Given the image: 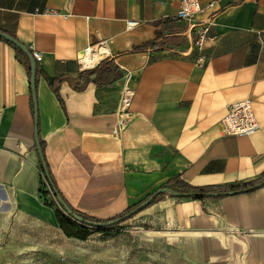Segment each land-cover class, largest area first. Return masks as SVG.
I'll return each instance as SVG.
<instances>
[{
    "label": "crops",
    "instance_id": "0c3cea01",
    "mask_svg": "<svg viewBox=\"0 0 264 264\" xmlns=\"http://www.w3.org/2000/svg\"><path fill=\"white\" fill-rule=\"evenodd\" d=\"M178 2L0 0V31L42 56L35 119L30 70L0 40V217L41 236L75 238L41 199L39 145L59 195L93 220L120 214L174 178L212 188L199 198L166 196L132 218L185 260L264 264V0L218 2L217 38L202 64L186 25L170 19ZM128 21L137 24L127 29ZM98 43L107 47L99 62H113L119 77H83L82 89L63 80L56 94L51 80L99 63L81 59ZM127 74L130 120L114 134ZM243 99L260 128L225 134L227 106Z\"/></svg>",
    "mask_w": 264,
    "mask_h": 264
},
{
    "label": "rangeland",
    "instance_id": "374dc122",
    "mask_svg": "<svg viewBox=\"0 0 264 264\" xmlns=\"http://www.w3.org/2000/svg\"><path fill=\"white\" fill-rule=\"evenodd\" d=\"M48 184L43 177L42 201L67 217ZM70 221L81 226L71 217ZM17 224L0 217V264H197L167 250L132 217L117 227H85L89 230L85 239H61L53 233L41 236Z\"/></svg>",
    "mask_w": 264,
    "mask_h": 264
},
{
    "label": "built area",
    "instance_id": "2783aa9c",
    "mask_svg": "<svg viewBox=\"0 0 264 264\" xmlns=\"http://www.w3.org/2000/svg\"><path fill=\"white\" fill-rule=\"evenodd\" d=\"M220 0H179L176 13L170 17L176 22H183L191 35V46L197 51L196 62L202 64L206 60L204 54L205 45L215 41L217 35L212 32L215 25L214 19L219 10L217 4ZM47 13V12H45ZM137 24L136 21H128L126 28L131 29ZM87 49V48H86ZM35 60H41V53L37 50H30ZM129 74L122 85L119 99L118 120L113 127V133L119 134L130 120L128 112L133 91L128 85ZM222 131L229 135H248L256 132L260 124L254 116L252 105L249 99L239 100L227 106L226 114L221 121Z\"/></svg>",
    "mask_w": 264,
    "mask_h": 264
},
{
    "label": "trees",
    "instance_id": "16d2710c",
    "mask_svg": "<svg viewBox=\"0 0 264 264\" xmlns=\"http://www.w3.org/2000/svg\"><path fill=\"white\" fill-rule=\"evenodd\" d=\"M0 40L6 42L7 44H9L10 46H12L14 48L15 53H16V57L19 59L22 58V61L25 64V67L27 68V70L29 72L30 63H29V59L27 58V56L22 51H20L17 47H15L13 44H11L10 42H8L2 38H0ZM142 48H144V45L137 47V48H134V49L139 50ZM38 73H39V69H38V67H36L35 76H37ZM119 75H120V72L118 71L117 66L113 62L109 61L108 59H103L93 69L81 72L76 78H70V77H61V78H57V79L55 78L49 82V85L52 87L53 91L56 94H58L57 86L63 80H68L71 84H73V82L75 81L74 83L76 85H73V87L75 89L76 88L82 89L85 86V83H83L82 85L79 86L78 82L83 77H87V78L88 77H94L91 80L97 84H110L114 79H117L119 77ZM85 82H87V81H85ZM55 83L57 84L56 87L54 86ZM162 188H166L167 190L163 191V192H157L158 190H155L152 193H150L149 195H147L144 199L140 200L138 203L127 207L120 214H118L114 217L108 218V219H98V220L94 219L93 220V218H90V217H88V216H86L80 212L73 210L67 203H66V205L71 209V211L74 214H76L77 216H79L83 220L92 221V222L95 221L97 223H107L109 221H114L117 218L122 217L123 215H125V214L131 212L132 210L136 209L139 205H141L149 197H151V199L149 200L148 204L143 206L137 212H139V211L145 209L146 207L164 199L166 196L174 197L170 193L169 190H172V191H175V192L181 193V194H186V195L188 194V196L183 195L184 197H195V198L201 197L199 195V194H201V192L205 193V192H211L212 191V188H210V187L195 188V187H193V186L187 184L186 182H183L177 178L169 180L165 185H163L161 187V189ZM176 198H182V197L178 196ZM62 199H63V197H62ZM137 212L132 214L129 218H131ZM56 216H57V221H58L59 227L61 228V230L64 232L65 235H67L69 237L79 238V239H85L89 235V230L87 228H85L83 226L79 227V226L75 225L74 223H72L70 221V217L68 215H67V217H64L62 214H60L56 210ZM125 220H127V219H125ZM119 223H121V222L112 223L111 225H108V227H117L119 225Z\"/></svg>",
    "mask_w": 264,
    "mask_h": 264
},
{
    "label": "water",
    "instance_id": "95a60500",
    "mask_svg": "<svg viewBox=\"0 0 264 264\" xmlns=\"http://www.w3.org/2000/svg\"><path fill=\"white\" fill-rule=\"evenodd\" d=\"M0 38L10 42L11 44H13L20 51H22L27 56V58L29 59V63H30V83H31V90H32V94H33V110H34V116H35V119H36L37 118V102H36L35 87H34L36 62L33 59L32 55H31L30 51L27 49V47L25 45L21 44L17 39L12 37L8 33L2 32V31H0ZM37 150H38L40 158H41V164H42V169H43L45 178H46L47 182L49 183V186L51 187V192L53 193V195H54L55 199L57 200L58 204L64 209V212L69 217L73 218L74 220H76L78 222H83L85 224H88V225H91V226H94V227H97V228L108 226V225H111L112 223L122 222L125 219H128L132 214H134L135 212L140 210L143 206L147 205L149 200L151 199V197H149L141 205H139L136 209H134L131 212L123 215L122 217L117 218L114 221H109L107 223H97V222H91V221L83 220L82 218H80L79 216H77L76 214H74L71 211V209L66 205L65 201L61 198V196L59 195V193L57 192V190L53 186V183L51 182L47 167H46V165H45V163L43 161V156H42L41 149H40L39 145H37ZM166 190H167L166 188H162V189H159L157 192H163V191H166ZM169 191L174 197L186 195V194L177 193V192L172 191V190H169Z\"/></svg>",
    "mask_w": 264,
    "mask_h": 264
},
{
    "label": "bare ground",
    "instance_id": "6f19581e",
    "mask_svg": "<svg viewBox=\"0 0 264 264\" xmlns=\"http://www.w3.org/2000/svg\"><path fill=\"white\" fill-rule=\"evenodd\" d=\"M106 53L107 47L104 46V44L98 43L93 46L90 45L84 52H82L81 59L85 65L91 66L98 63Z\"/></svg>",
    "mask_w": 264,
    "mask_h": 264
}]
</instances>
